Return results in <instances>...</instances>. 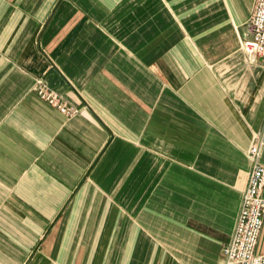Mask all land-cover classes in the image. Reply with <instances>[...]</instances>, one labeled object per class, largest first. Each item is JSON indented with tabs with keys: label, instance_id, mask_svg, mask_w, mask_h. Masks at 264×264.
<instances>
[{
	"label": "crops",
	"instance_id": "0c3cea01",
	"mask_svg": "<svg viewBox=\"0 0 264 264\" xmlns=\"http://www.w3.org/2000/svg\"><path fill=\"white\" fill-rule=\"evenodd\" d=\"M255 3L0 0V264H223L264 127Z\"/></svg>",
	"mask_w": 264,
	"mask_h": 264
},
{
	"label": "built area",
	"instance_id": "2783aa9c",
	"mask_svg": "<svg viewBox=\"0 0 264 264\" xmlns=\"http://www.w3.org/2000/svg\"><path fill=\"white\" fill-rule=\"evenodd\" d=\"M242 50L249 60L264 61V0H256L251 18L241 38ZM35 92L66 116L78 113L63 101L42 79L36 81ZM264 127L256 134L247 151L251 172L243 193L234 231L223 247V264H264V255L257 254V246L264 226Z\"/></svg>",
	"mask_w": 264,
	"mask_h": 264
},
{
	"label": "rangeland",
	"instance_id": "374dc122",
	"mask_svg": "<svg viewBox=\"0 0 264 264\" xmlns=\"http://www.w3.org/2000/svg\"><path fill=\"white\" fill-rule=\"evenodd\" d=\"M49 87V86H48ZM50 88V87H49ZM51 89V88H50ZM52 90V89H51ZM54 91V90H53ZM54 92H56V91H54ZM62 98V97H61Z\"/></svg>",
	"mask_w": 264,
	"mask_h": 264
}]
</instances>
